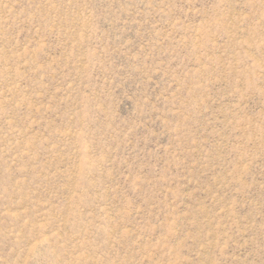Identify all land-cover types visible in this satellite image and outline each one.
I'll return each mask as SVG.
<instances>
[{"label":"rangeland","instance_id":"1","mask_svg":"<svg viewBox=\"0 0 264 264\" xmlns=\"http://www.w3.org/2000/svg\"><path fill=\"white\" fill-rule=\"evenodd\" d=\"M0 264H264V0H0Z\"/></svg>","mask_w":264,"mask_h":264}]
</instances>
